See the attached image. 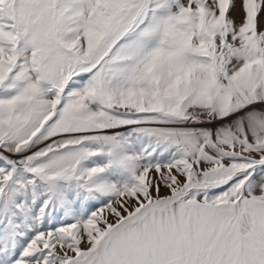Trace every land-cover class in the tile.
Segmentation results:
<instances>
[{
	"label": "snow or ice",
	"instance_id": "1",
	"mask_svg": "<svg viewBox=\"0 0 264 264\" xmlns=\"http://www.w3.org/2000/svg\"><path fill=\"white\" fill-rule=\"evenodd\" d=\"M0 264H264V0H0Z\"/></svg>",
	"mask_w": 264,
	"mask_h": 264
}]
</instances>
